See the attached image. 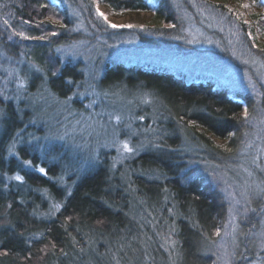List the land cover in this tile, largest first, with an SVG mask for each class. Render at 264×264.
Returning a JSON list of instances; mask_svg holds the SVG:
<instances>
[{"label": "trees", "instance_id": "16d2710c", "mask_svg": "<svg viewBox=\"0 0 264 264\" xmlns=\"http://www.w3.org/2000/svg\"><path fill=\"white\" fill-rule=\"evenodd\" d=\"M69 1L80 7L89 32L67 28L65 9L51 0H0V51L15 56L23 53L44 70L30 74L29 91L46 87L65 97L81 89L76 84L85 80L82 63L62 60L57 47L110 30L96 13L97 1L115 13L146 10L153 2L155 8L146 27L138 32L139 39L146 46L174 47L182 53H202L181 39L182 7L196 12L199 4L234 15L241 23L244 20L243 10L236 11L232 0ZM3 19L32 38L9 39L11 29L2 24ZM239 26L252 35L245 36L248 47L264 58V9L251 15L247 28ZM41 36L46 39H38ZM113 55L105 61L98 83L146 91L167 116L166 121L160 120L165 132L157 142L163 146H146L132 157L127 162V178L120 175V166L113 167L107 151L80 170L74 169L75 160L63 142L52 139L47 143L34 134L47 106L39 112L34 97L24 101L0 96V107L7 114L0 123V264H109L103 254L119 243L117 252H124V264H148L149 260L154 264H218L219 236L213 232L223 227L228 206L209 169L222 157L233 160L239 156L238 148L257 113L254 99L247 92H233L213 76L189 78L157 63L124 62ZM69 78L72 84L66 82ZM245 106L247 118L243 116ZM189 120L195 124L189 125ZM14 137L15 152H10ZM38 167L45 168L47 175L39 173ZM16 174L24 180L10 179ZM54 203L60 204L58 211L52 209ZM251 204L256 211L239 221L236 251L242 258L232 259L231 264H252L255 259L264 200L258 198ZM141 210L154 213L159 221L170 215L175 241L172 253L165 255L153 243L148 261L139 260L142 232L136 220Z\"/></svg>", "mask_w": 264, "mask_h": 264}, {"label": "rangeland", "instance_id": "374dc122", "mask_svg": "<svg viewBox=\"0 0 264 264\" xmlns=\"http://www.w3.org/2000/svg\"><path fill=\"white\" fill-rule=\"evenodd\" d=\"M232 1L236 11L240 7L244 12L242 23L234 15L232 17L219 14L199 4L195 6L196 12L187 6L182 7L181 15L185 26L181 39L186 44L200 48L198 50L202 53H198L197 50L182 53L174 47L146 46L141 42L138 32L146 27V22L155 8L153 2H150V7L146 10L115 13L102 2L97 1L95 8L104 13L107 19L102 18L108 23L110 30L94 34L90 40L82 37L78 41L57 47L62 60H78L82 63L85 80L76 84L81 89L60 97L46 87L29 91L27 83L26 91L20 93L24 101L28 97H34L32 101L34 104H39V112H42L46 106L49 108L46 113L41 114L42 118L36 123L34 134L38 133L41 140L47 143L52 139L63 142L68 154L75 160L74 169L80 170L107 151L112 164L120 166V175L124 178L130 174L127 162L141 150L128 154L129 158L119 161L116 159L118 156L116 148L104 146L105 140H110L113 129L118 128L121 140L127 138L131 132L136 133L131 135V146L145 141V147H152V144H157L159 136L165 132V126L160 120L166 121L167 116L146 91L141 92L124 84L102 87L98 83L108 56L114 53L113 59L119 58L124 62L157 63L189 78L213 76L228 85L233 92L249 93L254 99L257 113L250 120L251 125L247 130L246 139L238 148L239 156L233 160H224L225 157H222L209 169L213 182L223 192L228 206V214L217 241L218 264H225V260L228 259L225 252L231 251V237L225 235V232L232 231L233 222L229 205L233 204L235 209H242L244 198L241 193L245 187L254 190L256 185L264 183V171H262L264 169V58L248 47L245 36L252 37V35L239 26L240 24L247 28L245 21L248 22L252 14L262 11L264 4L259 3V0L255 4L252 0ZM51 2L65 9L67 28L72 31L89 32L85 16L78 5L69 0H51ZM245 4L249 6L243 7L242 5ZM111 24L120 27L114 28L110 26ZM29 63V59L23 53L15 56L0 51V89L15 97L17 83L14 75L9 76V70L21 69L20 74L24 75L28 72ZM68 97L71 99L68 100ZM116 116H120L121 120L117 121ZM139 117L144 119L141 120ZM127 124L131 125V129L125 128ZM254 157L257 160L256 164L252 163ZM250 195L252 201L258 198L264 200V196L256 195L254 191ZM234 201L240 203L235 204ZM155 217L150 211L138 212L136 221L142 232L139 238L142 248L139 260L143 259L141 262H146L151 257L150 244H156L165 255L172 253L174 248V244L168 242L174 239L173 220L170 215L165 214V218L161 221ZM240 220L241 216H237L238 225ZM226 224L228 227H225ZM261 232H264V217L259 227L257 250L252 264H264V248L259 246ZM140 239L143 241L141 242ZM118 245L120 243L114 244V247H109L103 254L109 264H111L110 260L116 259H120V264H124L122 260L125 255L124 252H117ZM148 264L154 263L149 260Z\"/></svg>", "mask_w": 264, "mask_h": 264}, {"label": "snow or ice", "instance_id": "6c2138e0", "mask_svg": "<svg viewBox=\"0 0 264 264\" xmlns=\"http://www.w3.org/2000/svg\"><path fill=\"white\" fill-rule=\"evenodd\" d=\"M95 2V0H94ZM252 3L255 4L257 3V0H252ZM259 3L261 4H264V0H259ZM43 6V5H42ZM243 7H248L249 5L245 4V5H242ZM231 11V9H230ZM96 13L98 16H101V17H104V19L106 20V16L104 15L103 12H100V10L97 8L96 9ZM237 15H240V14H237ZM57 23H59V21H56ZM247 23V21H245ZM25 23H28L27 21H25ZM2 24L4 26H6V28L8 29H11V32H10V35H9V39L12 38V36H19L21 37L22 39H31L32 37H29L26 35V33L24 31H17L15 28L12 27L11 25V22L9 19H3L2 20ZM64 25H61V27H63ZM111 27H120V25H116V24H111L110 25ZM127 26H131V25H127ZM172 25H169V27H171ZM51 35H55V33H51ZM38 39H46L45 36H41V37H38ZM62 70V67L61 68H57L53 71V76H56L60 73V71ZM21 69H10L9 70V76H15V79H16V83H17V94L15 97H9L3 89H0V96H3L4 100H9V99H21V95L20 93L22 91H26V85L28 83V79H29V76L31 73L33 72H42L44 71L43 69L39 68L38 66H36L35 64H32V63H29L28 65V72L25 73L24 75H21ZM47 79V77L45 76V80ZM68 84H72L73 81L69 78L67 79L66 81ZM75 94V93H74ZM71 97H68V100H70ZM147 102V100L145 101ZM249 115L248 113V108L247 106L244 107V112H243V116L245 118H247ZM7 118V114H6V108L4 107H0V123L3 122L4 119ZM115 119L117 121H120L121 120V117L120 116H116ZM139 119H144L143 117H139ZM182 119V118H181ZM188 124L189 125H193L195 124L194 121L192 120H189L188 121ZM103 127V126H102ZM125 128H128V129H131V125L130 124H127L125 125ZM136 133L135 132H131V134L125 138L124 140H121L119 139V135H120V130L118 128H114L113 129V132L111 134V139L110 140H105V144L104 146L106 147H115L116 150H117V153H118V156H117V160L119 161H123L124 159L126 158H129L128 154H134L136 152H139L140 150H142L144 147H145V141H142L141 143L135 145V146H131L130 144V140H131V135H135ZM233 135V133H229V136ZM60 139H63V137H60ZM153 147H162L163 145H160V144H155L153 143L152 144ZM219 147H224L226 151H231V149H227L225 145H219ZM9 151L10 152H15V137L13 138V142L9 145ZM25 165H31V161H24L23 162ZM252 163L253 164H256L257 163V160L256 158L254 157L253 160H252ZM259 166V165H258ZM113 167H115V164H113ZM38 172L39 173H42L44 175H47V172L45 170V168L43 167H38L37 168ZM247 171V169H245ZM262 171H264V169H262ZM249 175H251V172H249ZM10 179H15L17 181H23L24 180V177L19 175V174H16L12 177H10ZM59 179L61 181H63V177H59ZM254 191L256 195H259V196H264V183L262 184H258L255 186L254 190L248 186L245 187V190L241 193V195L243 196L244 198V207L242 209H235L233 207V204H230L229 205V213H230V217H231V220H232V231L230 233L228 232H225V235H230L231 237V251H226L225 252V255L227 256V260H225V264H231V260L232 259H239V258H242V256H238L237 255V249L239 248V239H238V229H239V225L236 223V220H237V216H241V219H243L244 216H246L250 211L251 212H255L256 210L254 208L251 207V203H252V200H251V195L250 193ZM235 204H238L240 203L239 201H234ZM60 208V204L58 203H54L52 205V209H55V210H59ZM51 211V209H50ZM171 211V210H169ZM52 214L54 215L55 213L52 212ZM225 227H228V225L226 224ZM221 234V228L220 227H217L215 229V231L213 232V236H220ZM240 235H244L243 233H240ZM260 236H261V240L259 242V246L261 248H264V232H261L260 233ZM207 239L211 240L210 237H206ZM74 239V238H73ZM169 243H172V244H175V241H168ZM212 243H215V241H211ZM53 247H55V245H53ZM222 247V245H221ZM116 264H120L119 260H116Z\"/></svg>", "mask_w": 264, "mask_h": 264}]
</instances>
